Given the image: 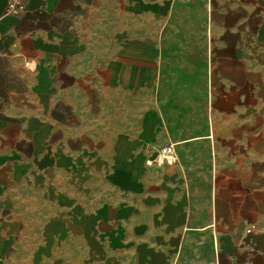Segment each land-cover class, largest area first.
<instances>
[{"label":"crops","instance_id":"obj_1","mask_svg":"<svg viewBox=\"0 0 264 264\" xmlns=\"http://www.w3.org/2000/svg\"><path fill=\"white\" fill-rule=\"evenodd\" d=\"M259 56L264 0H0V264H264L263 159L204 78Z\"/></svg>","mask_w":264,"mask_h":264},{"label":"rangeland","instance_id":"obj_2","mask_svg":"<svg viewBox=\"0 0 264 264\" xmlns=\"http://www.w3.org/2000/svg\"><path fill=\"white\" fill-rule=\"evenodd\" d=\"M211 43H214L213 36ZM213 58L214 51L212 62ZM201 70L196 71V81ZM204 74L206 83L210 81V88L206 84L209 96L205 101L206 119L212 126L218 147L226 151L227 159L240 155L248 157L251 149L257 147L260 159H263L258 168L264 173V57L259 56L257 67L216 68L211 65L210 69H204ZM131 105L133 109L134 100ZM15 264L31 263L19 260Z\"/></svg>","mask_w":264,"mask_h":264},{"label":"built area","instance_id":"obj_3","mask_svg":"<svg viewBox=\"0 0 264 264\" xmlns=\"http://www.w3.org/2000/svg\"><path fill=\"white\" fill-rule=\"evenodd\" d=\"M26 12V0H7V15L21 17ZM176 160L174 145L162 150V153L157 158L158 163L174 162Z\"/></svg>","mask_w":264,"mask_h":264}]
</instances>
